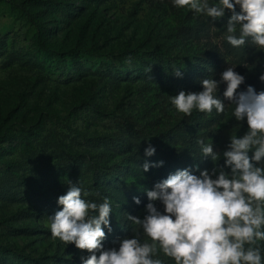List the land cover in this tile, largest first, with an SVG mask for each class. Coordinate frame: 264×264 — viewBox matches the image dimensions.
<instances>
[{"label": "rangeland", "instance_id": "rangeland-1", "mask_svg": "<svg viewBox=\"0 0 264 264\" xmlns=\"http://www.w3.org/2000/svg\"><path fill=\"white\" fill-rule=\"evenodd\" d=\"M230 15L213 22L171 0H0V121L14 111L0 131V264H81L86 250L54 239L48 225L69 181L86 200L110 199V248L138 230L127 216H143V189L177 170L212 168L198 136L222 152L247 131L231 105L185 116L169 99L233 65L245 76L238 91L264 90V50L223 39ZM59 49L79 53L64 63ZM178 62L188 68L184 90L172 82ZM149 144L157 151L146 157ZM145 161L164 164L143 172Z\"/></svg>", "mask_w": 264, "mask_h": 264}, {"label": "clouds", "instance_id": "clouds-1", "mask_svg": "<svg viewBox=\"0 0 264 264\" xmlns=\"http://www.w3.org/2000/svg\"><path fill=\"white\" fill-rule=\"evenodd\" d=\"M171 3L213 22L230 12L223 39L236 49L250 44L264 50V0ZM183 67L171 69L175 77L182 78ZM259 80L264 82V73ZM200 84L201 91L169 96L175 110L185 116L193 111L211 115L214 110L220 115L228 104L233 106L235 120L246 122L247 131L242 136L231 135L222 152L214 150L211 138L206 142L198 136L195 144L201 157L212 161V168L201 170L197 165L177 170L151 190L143 189L148 200L143 216H127L138 230L114 240L110 248L104 246L106 231H113L110 199L104 197L102 203L86 200L83 189L69 181L66 194L58 197L59 210L48 215V225L54 239L86 250L81 264H166V260L174 264H264V90L249 85L238 91L245 76L234 65L221 73L219 81L205 78ZM221 84L225 86L223 99L218 95ZM156 151L149 144L145 156ZM163 164L145 161L142 170ZM133 202L141 204L139 197H133Z\"/></svg>", "mask_w": 264, "mask_h": 264}, {"label": "trees", "instance_id": "trees-1", "mask_svg": "<svg viewBox=\"0 0 264 264\" xmlns=\"http://www.w3.org/2000/svg\"><path fill=\"white\" fill-rule=\"evenodd\" d=\"M48 51V50H46ZM51 52V51H50ZM79 53V50H72V49H66V50H60L58 51V54H57V57H58V60H60L61 62H64L66 63L67 61H69L70 59H74L76 56ZM178 65L180 66H184L183 67V70L185 71L186 74H183L182 78H177V77H174L172 79V82L175 83L176 86H178L181 90H184L186 89L188 86H189V74H188V68L186 66V64H184L183 62H178ZM80 75V74H79ZM83 75H81L79 77V80H81V77ZM14 111H11V112H8L7 115L4 114L6 112H4L2 114V121H0V131H3L4 129L7 128V123L5 122V119H8L9 116L13 113ZM8 129V128H7ZM6 129V130H7Z\"/></svg>", "mask_w": 264, "mask_h": 264}]
</instances>
